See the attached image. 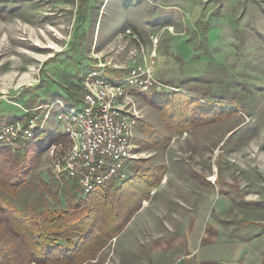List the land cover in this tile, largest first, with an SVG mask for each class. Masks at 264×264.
I'll list each match as a JSON object with an SVG mask.
<instances>
[{
	"label": "rangeland",
	"instance_id": "1",
	"mask_svg": "<svg viewBox=\"0 0 264 264\" xmlns=\"http://www.w3.org/2000/svg\"><path fill=\"white\" fill-rule=\"evenodd\" d=\"M152 59L161 90L133 93L136 157L123 179L89 197L55 174L69 147L56 106L40 140L1 157L2 175L23 158L29 169L28 186L3 198L22 213L104 205L119 223L127 205L99 194L157 180L82 264H264V0H0V127L57 99L79 104L90 71L119 79ZM173 92L207 107L182 131L164 116ZM8 238L0 224V247Z\"/></svg>",
	"mask_w": 264,
	"mask_h": 264
},
{
	"label": "built area",
	"instance_id": "2",
	"mask_svg": "<svg viewBox=\"0 0 264 264\" xmlns=\"http://www.w3.org/2000/svg\"><path fill=\"white\" fill-rule=\"evenodd\" d=\"M153 66L154 59L147 66L135 64L119 79L104 77L102 69L84 74L79 104L57 99L24 110V117L0 127V148L24 152L28 144L40 140L58 106L56 120L69 147L55 154V174L74 182L83 194L123 179L136 157L133 130L137 117L130 104L133 93L161 90ZM44 143H49L45 150L53 154L57 146Z\"/></svg>",
	"mask_w": 264,
	"mask_h": 264
},
{
	"label": "trees",
	"instance_id": "3",
	"mask_svg": "<svg viewBox=\"0 0 264 264\" xmlns=\"http://www.w3.org/2000/svg\"><path fill=\"white\" fill-rule=\"evenodd\" d=\"M167 97L170 106L174 107L167 106V110L164 111L166 122L169 125L175 124L174 127L170 126L171 130L182 131L188 128L192 125L189 117L193 118L196 115L202 117L200 109H207L202 104L192 103L184 94L173 92ZM207 119L201 120L200 124H207L210 120L217 118L212 115V118ZM1 149L5 151L0 153V173H2L1 164L3 165L1 157H4L6 153H11L8 148ZM25 155L27 153L23 156ZM26 162V158L13 161L11 172L0 174V212L6 213L0 216V224H2V232L7 233L9 237L6 245L0 247V264H82L93 259L109 240L122 231L133 212L139 209V202L138 204L136 202L134 206H128L131 205V200L134 197H137L139 201L144 199L148 188L157 182V180L148 178L144 182L143 179L134 183L128 181L129 186L124 184L125 181L116 191L99 194L104 201L110 197L115 198L117 202L115 207L127 205L128 208L119 223H115L114 220L118 215V210L112 207L113 210L110 211L104 205L101 209L94 206L86 211L80 210L81 204H72L71 211L59 212L45 209L39 213L33 210L22 213L15 205L5 200L2 193L15 198L20 189L28 186L26 176L29 169ZM97 191L88 193L86 196L98 194ZM112 204H114L113 200ZM102 215H107L108 218H103ZM108 220H112V223L105 226L104 223ZM74 237L77 238L75 242L72 240Z\"/></svg>",
	"mask_w": 264,
	"mask_h": 264
},
{
	"label": "crops",
	"instance_id": "4",
	"mask_svg": "<svg viewBox=\"0 0 264 264\" xmlns=\"http://www.w3.org/2000/svg\"><path fill=\"white\" fill-rule=\"evenodd\" d=\"M123 233H125V230H124V232H123ZM123 233H122V234H120V235H123ZM120 235H118V236H120ZM152 252H155V250L153 249V250H152Z\"/></svg>",
	"mask_w": 264,
	"mask_h": 264
}]
</instances>
